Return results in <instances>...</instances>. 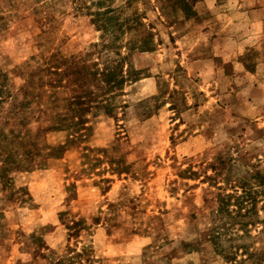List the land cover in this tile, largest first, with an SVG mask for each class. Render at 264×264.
Segmentation results:
<instances>
[{"label": "rangeland", "instance_id": "rangeland-1", "mask_svg": "<svg viewBox=\"0 0 264 264\" xmlns=\"http://www.w3.org/2000/svg\"><path fill=\"white\" fill-rule=\"evenodd\" d=\"M97 1L0 0V264H264V0H116L143 50ZM86 89L108 104L47 131Z\"/></svg>", "mask_w": 264, "mask_h": 264}, {"label": "trees", "instance_id": "trees-1", "mask_svg": "<svg viewBox=\"0 0 264 264\" xmlns=\"http://www.w3.org/2000/svg\"><path fill=\"white\" fill-rule=\"evenodd\" d=\"M173 4H176L177 6L176 8H180L181 11L185 13V16H184L185 20L189 19L190 15L193 14L189 3H187L186 1L184 0L176 1L175 0ZM125 5H127L128 7L130 5L129 1H125L123 5L119 6V5H116V0H98L96 3V6H99V9H96L91 14L88 13L89 16L92 17L90 22L95 26V28L98 31H101L103 33V36L104 34L105 36H108L107 32L112 34L111 36L113 38H111V41L108 44L113 43L115 40L116 41L120 40L122 35H125V34L128 35L131 32H138L139 33L138 38L134 41H132L131 39L128 42H126V47L129 50L146 49L145 48L146 41L150 39V37L152 36L151 31L146 26H144V24L141 21L140 15L136 11H134L132 15H130L129 17H123V14H124L123 10L125 9L123 7H125ZM139 27H142V29L140 30ZM138 39L139 41L141 40L139 43L140 45L136 46V41ZM115 48L117 49L118 47L116 46ZM74 58L75 57H73V59ZM80 63L83 64V60L80 59ZM97 66L98 65L96 63L89 64L88 66L89 69H87V71L90 69H92V71H90L89 75L87 73V76L91 77L95 81L98 80L100 81V83L102 82L104 84L106 88L104 94L111 93L113 90L120 88L121 84L124 83L125 79L121 75V72H122L121 70L112 71L113 68H109L106 66L105 68L98 69ZM82 67L83 66L80 65L74 69L76 74H81V77L78 78L76 76L75 80H80L81 78H83L82 72H81L83 69ZM117 76H119L118 79H116ZM97 78H100V79H97ZM97 89H101V88H97ZM103 101L105 100H102V96L98 97L97 95L94 94L93 91H89L88 89H86L82 95H77L75 99L72 102H70V105L76 106L75 110L77 113H75V110L72 109L74 112L73 114H78V115H72L70 117L62 116L58 118L57 124L48 127L46 130L47 131L49 130L50 131H63L65 128L67 130L70 128V125L68 124L67 121H70L71 124L75 127H81V130L85 129L86 128L85 124L87 122H86V119L83 118V114L89 112V110L93 107H97L105 103L108 104L107 101L104 103H101ZM241 189H242L241 193H239L238 195L229 194V193L219 194L217 197V200L219 201V204L222 207L221 209L225 211H229L228 210L229 206H235V209H237L236 214L241 215L240 211L242 209V206L245 205V203L253 205L254 203L250 201L253 192H251V190L248 189L245 185H242ZM250 209H253V206ZM80 223L81 222H76V223H73V225L77 226V225H80ZM77 256L79 255H74V258H76ZM71 261H73V258L69 260V262ZM63 263H64L63 261L58 260V264H63Z\"/></svg>", "mask_w": 264, "mask_h": 264}]
</instances>
